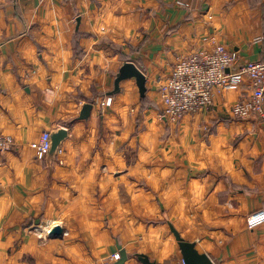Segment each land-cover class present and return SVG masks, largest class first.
<instances>
[{
	"label": "crops",
	"instance_id": "crops-1",
	"mask_svg": "<svg viewBox=\"0 0 264 264\" xmlns=\"http://www.w3.org/2000/svg\"><path fill=\"white\" fill-rule=\"evenodd\" d=\"M214 44L264 62V0H0V264H113L118 245L126 264H183L171 226L214 264H264V225H247L264 211V117L232 114L249 83L161 116L175 63ZM127 62L144 98L135 79L111 95Z\"/></svg>",
	"mask_w": 264,
	"mask_h": 264
},
{
	"label": "built area",
	"instance_id": "built-area-1",
	"mask_svg": "<svg viewBox=\"0 0 264 264\" xmlns=\"http://www.w3.org/2000/svg\"><path fill=\"white\" fill-rule=\"evenodd\" d=\"M248 82L251 99L241 101L232 109V114L240 120L251 114L264 117V62L238 64V56L220 44L211 50L197 51L180 58L173 66L167 82L161 86L163 103L162 118L180 121L187 115L208 110L214 105L217 94L238 90ZM0 140V148H8ZM39 156L46 159L50 150V132H44L37 148ZM250 229L264 225V211L259 210L247 219ZM120 259L114 255L115 262Z\"/></svg>",
	"mask_w": 264,
	"mask_h": 264
},
{
	"label": "water",
	"instance_id": "water-1",
	"mask_svg": "<svg viewBox=\"0 0 264 264\" xmlns=\"http://www.w3.org/2000/svg\"><path fill=\"white\" fill-rule=\"evenodd\" d=\"M135 79L137 87L139 89L140 96L144 98L147 92V79L144 73L136 67V65L132 62L125 63L119 70L118 74L116 75L115 79V89L111 93V95L117 94L120 92V85L123 81ZM93 109L92 104L84 105L79 120H88L90 118L91 112ZM68 137V130L67 129H59L57 131L50 132V150L47 154L46 159L53 158L62 142ZM172 234L174 235L176 242L178 243L183 264H214L213 261L209 258L206 254H201L196 249V244L186 242L180 235V233L173 227H170ZM62 234L61 227H55L51 233V236L57 237ZM120 259L113 264H126L128 261V254L126 250L121 246L118 245ZM136 259L140 264H160L156 261H152L147 255L145 254H137Z\"/></svg>",
	"mask_w": 264,
	"mask_h": 264
}]
</instances>
